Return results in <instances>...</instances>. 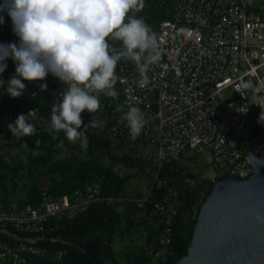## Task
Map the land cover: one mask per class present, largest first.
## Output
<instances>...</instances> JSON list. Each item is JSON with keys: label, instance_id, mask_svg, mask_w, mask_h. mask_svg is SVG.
<instances>
[{"label": "built area", "instance_id": "1", "mask_svg": "<svg viewBox=\"0 0 264 264\" xmlns=\"http://www.w3.org/2000/svg\"><path fill=\"white\" fill-rule=\"evenodd\" d=\"M171 13V19L149 24L162 51L160 63L148 73L151 83L140 87L135 65L121 62L115 86L118 99L100 96L99 110L108 111L101 119L106 138L122 144L130 155L137 157L145 151L157 166L150 180L146 178L144 195L129 197L148 212L156 232L143 264H168L176 258L174 225L183 202L176 187L158 196L167 183L160 177L163 165L181 162L187 152L195 151L212 166L193 208L195 220L210 186L233 175L252 176L248 157L264 128V0H172ZM248 81L253 87L243 88ZM118 104L125 110L128 105L138 106L146 114L147 124L135 140L121 122V113L115 111ZM185 182L195 186L200 181L187 177ZM101 192L100 184L61 197L45 191L39 206L21 209L17 201L6 207L0 197V229L44 234L54 218H73L94 202L114 201ZM45 254L36 245L13 246L0 239V264H26L29 255ZM64 255L60 252L56 259Z\"/></svg>", "mask_w": 264, "mask_h": 264}, {"label": "trees", "instance_id": "2", "mask_svg": "<svg viewBox=\"0 0 264 264\" xmlns=\"http://www.w3.org/2000/svg\"><path fill=\"white\" fill-rule=\"evenodd\" d=\"M171 11L172 0H145V7L137 16H143L147 23L158 25L171 19ZM0 15L4 17V23L0 24V43L18 44L19 38L12 31L11 17L7 12H0ZM5 63L8 65L7 69L0 74V78L8 81L15 72L13 73L8 60ZM23 83L26 89L18 98L10 97L4 87H0V197L3 198V204L7 207L17 201L20 209L27 205L39 206L45 191L54 197H61L95 184H100L102 197L112 198L114 201L94 202L73 218H54L47 225L48 230L44 234H19L27 237L57 236L77 239L84 242L98 257L102 255L108 240L104 264H143L145 252L155 241L156 232L150 225L148 212L129 200L134 195L130 193L129 186L139 175L150 180L151 172L157 167L154 159L145 151L137 157L122 153L119 151L123 149L122 144H115L106 138V129L96 119L100 117L104 120L107 110H98L94 114L85 110L81 114L85 125L90 120L97 124V127L89 128L86 133L89 141L86 150L80 147L79 141L69 142L62 131L44 128L42 124H51V106L66 85L61 84L59 79H51L49 75L44 81ZM43 83H47L48 88L41 92L39 86ZM31 110H38L35 117L41 121L36 126L37 132L34 136L16 140L8 125L14 123L20 114L27 115ZM81 130L83 125L78 129ZM37 140L40 141L39 145L35 144ZM65 150L68 153L63 155ZM160 177L167 183L163 190L157 191L158 196L168 188L176 187L183 202L174 225L173 249L176 258L168 263L176 264L188 253L198 221V218L194 220L192 217L193 208L206 184L202 181L195 186L186 184L187 177H195L186 171L183 161L165 163ZM213 188V185L210 186L205 201ZM135 195L141 197L144 193L138 191ZM121 198L123 200L120 202ZM8 229L18 232L12 227ZM135 232L142 236L146 234V241L136 255L124 262L116 251L115 244L118 239ZM0 239L13 246L21 243L2 234ZM36 247L46 254L29 255L26 264H95L82 249L74 245L60 243ZM60 252H65V255L62 259H56Z\"/></svg>", "mask_w": 264, "mask_h": 264}, {"label": "clouds", "instance_id": "3", "mask_svg": "<svg viewBox=\"0 0 264 264\" xmlns=\"http://www.w3.org/2000/svg\"><path fill=\"white\" fill-rule=\"evenodd\" d=\"M144 7L145 0H3L0 12L11 17L19 43H0V74L6 71L8 58L16 65L8 81L0 78V87L18 98L26 89L23 81H44L49 74L58 78L66 88L51 106V128L62 131L71 143L79 141L86 150V133L97 124L90 120L85 125L81 114L85 110L96 113L101 108V94L118 99V65L133 63L143 88L151 83L148 73L152 66L162 59L157 33L143 16H137ZM39 87L44 92L48 85ZM242 87H253L252 81ZM37 111L20 114L8 125L16 140L36 134L29 117H35ZM115 111L121 113L131 139L139 137L147 124L145 112L132 105L125 110L120 104ZM82 125L83 130L78 131Z\"/></svg>", "mask_w": 264, "mask_h": 264}, {"label": "water", "instance_id": "4", "mask_svg": "<svg viewBox=\"0 0 264 264\" xmlns=\"http://www.w3.org/2000/svg\"><path fill=\"white\" fill-rule=\"evenodd\" d=\"M248 162L254 172L218 181L202 205L188 253L176 264H264V128ZM0 234L25 244H70L95 264H104L108 240L98 257L82 241L64 237L32 238L11 231Z\"/></svg>", "mask_w": 264, "mask_h": 264}, {"label": "rangeland", "instance_id": "5", "mask_svg": "<svg viewBox=\"0 0 264 264\" xmlns=\"http://www.w3.org/2000/svg\"><path fill=\"white\" fill-rule=\"evenodd\" d=\"M150 24V23H148ZM9 65L12 67L13 73L15 72V63L12 59H7ZM97 122L101 123V118L97 117ZM29 121L34 123L35 126L39 124L40 119L38 117H29ZM42 126L48 130H52L51 124L45 123ZM261 133V132H260ZM259 133V134H260ZM122 153H126V150H119ZM18 151H14L16 153ZM68 150H65L63 155L67 154ZM183 163L185 165V169L188 173L192 174L195 179L198 181L204 180V177L208 174V172L212 169V166L207 164L204 158L198 155L195 151H189L184 155ZM220 171V170H219ZM223 174V171H220ZM147 179L143 175H139L136 179L132 180L129 186L130 193L136 194L138 191H146L147 189ZM133 196V195H132ZM136 196V195H135ZM142 197V196H141ZM146 241V234L139 235L136 232L130 233L128 236L118 239L117 243L115 244L116 251L120 254L121 258H123L124 262H128V260L136 255L139 250L141 249V245L143 246L144 242Z\"/></svg>", "mask_w": 264, "mask_h": 264}]
</instances>
